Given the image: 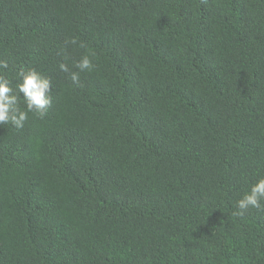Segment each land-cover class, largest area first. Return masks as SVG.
I'll return each mask as SVG.
<instances>
[{
    "label": "trees",
    "instance_id": "obj_1",
    "mask_svg": "<svg viewBox=\"0 0 264 264\" xmlns=\"http://www.w3.org/2000/svg\"><path fill=\"white\" fill-rule=\"evenodd\" d=\"M0 61L52 87L0 125V264H264V0H0Z\"/></svg>",
    "mask_w": 264,
    "mask_h": 264
},
{
    "label": "clouds",
    "instance_id": "obj_2",
    "mask_svg": "<svg viewBox=\"0 0 264 264\" xmlns=\"http://www.w3.org/2000/svg\"><path fill=\"white\" fill-rule=\"evenodd\" d=\"M71 44L77 41L72 39ZM93 54H84L75 62L74 67L79 71H71L67 64L61 63L59 68L64 73L70 72V78L73 84H79V73L92 71L95 65L92 61ZM8 68L7 61H0V69ZM17 83L15 89L11 81L0 74V125L11 124L16 129L24 127L28 119V113L34 112L40 118H43L48 108L52 105L51 80L42 75L35 68H29L21 65L17 72ZM22 94V95H21ZM23 101L26 110L19 107L20 101ZM236 207L239 209L235 215L243 216L249 208L264 211V176H259L250 188L243 192L236 201Z\"/></svg>",
    "mask_w": 264,
    "mask_h": 264
}]
</instances>
